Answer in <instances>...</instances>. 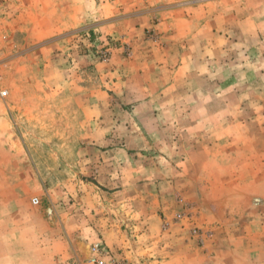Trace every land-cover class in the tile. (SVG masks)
Returning <instances> with one entry per match:
<instances>
[{"label": "rangeland", "instance_id": "374dc122", "mask_svg": "<svg viewBox=\"0 0 264 264\" xmlns=\"http://www.w3.org/2000/svg\"><path fill=\"white\" fill-rule=\"evenodd\" d=\"M169 42L186 77L126 68ZM96 241L264 264V0H0V264Z\"/></svg>", "mask_w": 264, "mask_h": 264}, {"label": "crops", "instance_id": "0c3cea01", "mask_svg": "<svg viewBox=\"0 0 264 264\" xmlns=\"http://www.w3.org/2000/svg\"><path fill=\"white\" fill-rule=\"evenodd\" d=\"M171 32L172 31H170V33ZM170 33L167 32V35ZM186 54L187 52L184 48L182 49L180 45L178 46L169 42L165 47L155 48L154 55L142 58L140 62H137L136 59L126 61L125 66L130 72L136 71L134 69L137 68L138 70L143 69L146 72V67H148V71L150 73L153 72L156 79L163 78L164 74L171 77L173 73H184L183 77H186L188 72L187 65L189 63ZM145 104L148 105V103H139L136 108L139 109ZM148 109L155 111L156 109L160 110L161 107L159 108L158 106L152 105L149 106Z\"/></svg>", "mask_w": 264, "mask_h": 264}, {"label": "built area", "instance_id": "2783aa9c", "mask_svg": "<svg viewBox=\"0 0 264 264\" xmlns=\"http://www.w3.org/2000/svg\"><path fill=\"white\" fill-rule=\"evenodd\" d=\"M93 257L89 264H104L102 256L105 254V248L100 241H96L93 244Z\"/></svg>", "mask_w": 264, "mask_h": 264}]
</instances>
